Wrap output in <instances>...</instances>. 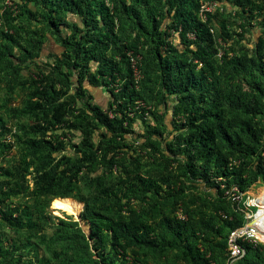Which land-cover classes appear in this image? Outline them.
<instances>
[{
    "label": "trees",
    "instance_id": "trees-1",
    "mask_svg": "<svg viewBox=\"0 0 264 264\" xmlns=\"http://www.w3.org/2000/svg\"><path fill=\"white\" fill-rule=\"evenodd\" d=\"M105 1L33 0L35 11L24 9L32 19L46 22L53 34L60 35L59 26L70 28L71 32L69 37L60 40L64 47L60 55L51 52L52 45L46 39V55L54 66L34 62L38 54L33 57L28 53L23 55V62L30 63L28 70L37 79L33 84L35 99L26 101L22 111L31 117L35 127L32 130L21 124L16 127L21 132L16 137L20 144L19 158L9 167H0V223L14 232L24 230L36 235L43 228V213H37V222L32 219L28 207L5 208L7 202L23 195L40 200L46 207L49 202L52 206L57 198H71L76 201L78 215L84 203L81 219L89 223L90 237L98 239L101 249L107 245L112 248L111 261L117 254L124 260L130 253L132 264H145L149 256L164 257L170 248H174L173 256L179 264H225L228 233L244 222L235 203L231 209L219 205L214 214L209 215H203L199 208L184 205L185 219L178 218L176 213L163 215L159 226L154 227L144 223L131 208L127 210V220L105 217L94 206L87 209L86 199L74 193V182L81 170L93 173L99 162L109 170L119 164L117 155L121 152V141L125 139L123 123L131 124L133 119L127 113L132 112L136 117L135 103L146 100L149 93L148 55H144L141 62L142 78L138 83L127 56V51H139V34H135L131 42L123 43L115 30H122L124 20H131L130 25L141 32L148 25L156 28L159 24L155 18L165 14L178 35L179 44L184 47L178 51L160 42V46L166 45L168 49L162 50L159 45L152 49V57L163 67L162 89L177 99L172 113L181 117L173 123L178 133L172 137L174 142L168 144L169 148L175 146L183 156V167L192 174L198 173L201 180L221 197L227 198L225 189L235 187L238 192H244L257 180L264 183V30L252 54L228 56L222 53L217 57L219 41L225 43L229 35L223 24L212 32L214 15L206 13L204 20L198 17L200 0H110L111 6ZM245 2L251 6L250 13L260 10L250 0ZM240 4L243 6L244 3ZM3 14L8 20V11ZM115 21L119 23L117 28ZM240 27L244 28L243 25ZM13 30L16 31L14 27ZM3 33L0 31L2 37L13 40V33ZM189 34L193 39H189ZM34 42L37 47L33 44L31 47L43 49L44 39ZM17 61L21 60L17 58ZM91 61L96 65L93 72H89ZM79 64L76 86L81 88L86 81L93 87H105L111 96L108 108L113 110L116 106L111 117L98 105L84 99L87 113H81L73 121L64 120L73 111V98L61 99V88L56 89L50 74L61 73L60 67L65 66L73 76L72 71L77 70ZM88 119L104 130L96 143L90 141L94 128H90ZM64 124L69 130L84 125L83 143L78 147L72 145L75 159L61 155L65 150L63 142L52 135L53 130L63 129ZM6 130L1 123L0 137ZM5 146L0 143V152L7 149ZM95 181L104 195L117 196L112 185L105 187L100 177H95ZM161 183L169 184L165 179ZM142 185V189L131 185L127 193L144 197L145 192L154 190L157 193L160 188L151 180ZM122 194L126 198L125 192ZM200 237L205 242L202 250L196 247ZM241 245L245 253L234 264H264L259 252L264 245L245 242ZM224 249V262H213ZM6 254L7 249L0 246V256L6 258ZM53 254L59 259L58 252L53 251ZM12 259L13 255L9 254L7 264ZM125 260L123 264H126Z\"/></svg>",
    "mask_w": 264,
    "mask_h": 264
},
{
    "label": "rangeland",
    "instance_id": "rangeland-1",
    "mask_svg": "<svg viewBox=\"0 0 264 264\" xmlns=\"http://www.w3.org/2000/svg\"><path fill=\"white\" fill-rule=\"evenodd\" d=\"M0 0V31L13 35V40L5 39L0 35V124L3 123L7 130L0 137V143L7 146L0 152V167H9L12 162L19 158L18 150L20 144L17 143V136L20 131L17 130L19 124L24 125L28 130L35 127V123L31 117L24 115L22 109L29 99L34 100V81L37 79L34 74L29 72L30 63L23 62V55L28 53L30 56L38 54L36 58L31 59L34 62H42L54 64L47 53V40L51 43V52L60 55L64 49L60 40L66 39L70 35V28L59 26L58 34H53L46 22L40 19L31 18L25 11H35L33 0ZM260 10L250 13V5L245 0H200L198 17L205 19L206 13L214 15L212 19V32L220 29L223 24L229 37L226 42L219 41L217 47V57L222 53L228 56L240 55L242 53L252 54L258 37L263 36L264 30L262 20L264 19V0H250ZM111 6L110 0L105 1ZM240 3H244L241 6ZM8 11L7 20L3 12ZM144 16V14H142ZM165 14L155 18L158 26L153 28L151 25L145 27L143 32L134 29L130 25L131 20H124L121 23L122 30H115V34L123 43H129L133 40L135 34H139L138 52L132 53L127 51L130 68L134 65L136 77L133 72L136 83L142 78L140 70L141 62L144 55H148L149 59V92L146 100H137L134 110L137 111L136 117L132 112L127 115L132 119L131 124L123 123L125 127V139L121 152L117 155L119 164H116L111 170L101 162L95 167L93 173L81 170L74 182V193L86 199L87 209L95 207L103 216L128 219V208H131L142 217V221L154 227L159 226L163 215L172 216L174 213L180 219H185L182 213L184 205L190 208L201 209L203 215L214 214L216 207L225 205L226 209H231L234 203L225 193L229 191L225 189L224 195L227 198L216 195L214 189L206 185L200 178L198 173L192 174L183 167V156L176 150L175 146L169 148L168 144L174 142L171 140L178 133L174 130L173 123L181 117L172 113L176 106V96L165 94L162 89V68L157 60L152 57V49L159 45L162 50H167V46H160V42L170 45L171 48L178 51L183 50V46L179 44L178 35L169 25V19ZM154 19V21H155ZM155 21V22H156ZM119 23L115 21V28ZM240 25H243L242 29ZM13 27L16 31L13 30ZM58 32V33H59ZM3 33V34H4ZM61 37V39H60ZM189 39H193L192 35H188ZM45 40L43 49L37 47L34 41ZM160 40V41H159ZM44 43V42H42ZM33 44L34 47H31ZM17 58L21 61H17ZM29 60V62H31ZM81 64L77 66V70H66L65 66L60 67L61 73L54 71L50 74L56 89H60L61 99L68 98L71 102V113L65 116L64 120L73 121L74 117L81 113H87L86 100L92 105H98L101 110L108 113L110 117L113 110L108 108V102L111 96L105 87H93L86 81H83L81 88L75 83V77L79 74ZM96 69L95 62L89 64V72ZM133 70V69H132ZM118 79L115 81L117 84ZM139 85L136 84V87ZM65 93V95H62ZM33 97V98H32ZM85 99V101H84ZM79 109V110H76ZM70 110V109H69ZM68 110V112H70ZM71 115V116H70ZM86 121V120H85ZM88 123L93 129V138L90 141L96 143L101 139L100 133L104 130L95 122L88 119ZM84 125L77 129L69 130L62 125L60 129L52 131L54 137L63 142L65 150L61 155L70 156L72 159L77 158L71 151L72 145L80 146L83 143ZM121 143V144H122ZM1 149V148H0ZM172 149V150H170ZM60 154H58L59 156ZM236 163V161H234ZM95 177H100L105 187L110 185L118 192L116 197L104 195L102 189L96 185ZM162 179L167 180L168 186L161 183ZM148 180L160 185L157 193L154 190L145 192L141 197L128 192L131 185H136L142 189V184ZM264 185L257 180L250 184L246 194H258ZM223 186H221L222 188ZM121 190V191H120ZM132 191V190H131ZM125 192V197L122 193ZM127 193V194H126ZM119 198L117 200L116 198ZM231 202H230V201ZM75 201V200H74ZM76 202V201H75ZM236 208L239 205L235 204ZM28 207V211L33 215V220L38 222L35 217L37 213H43L42 229H39L36 235L24 230H9L0 223V246L7 249L6 258L0 256V264H7L6 260L9 254L13 255L10 264H132V255H128L123 260L122 256L117 254L116 258L111 259L113 250L109 245L105 249H101L99 241L96 237H90V225L87 221L81 219V215L85 211V205L82 202V209L75 217L74 214L67 212L51 202L48 206L43 207L40 200L23 195L12 197L5 208ZM120 209V210H119ZM64 211V212H58ZM79 211V210H78ZM20 213H23L20 211ZM219 213V212H218ZM27 217H23L25 220ZM206 218V216H205ZM36 233V232H35ZM221 239L218 238V242ZM203 238L196 242V247L203 249ZM53 251L60 254L59 259H55ZM174 248H170L164 257L151 255L147 258L145 264H179L173 256ZM218 251V249H217ZM264 260V249L259 251ZM110 253V254H107ZM225 249L215 259L216 263H223ZM180 264H184L181 262Z\"/></svg>",
    "mask_w": 264,
    "mask_h": 264
},
{
    "label": "built area",
    "instance_id": "built-area-1",
    "mask_svg": "<svg viewBox=\"0 0 264 264\" xmlns=\"http://www.w3.org/2000/svg\"><path fill=\"white\" fill-rule=\"evenodd\" d=\"M135 73V67L131 64ZM136 80V78H135ZM231 200L239 205L237 208L243 215L244 222L232 229L227 236V258L225 264H234L245 253L241 243L264 245V185L258 194L238 192L233 187L225 193Z\"/></svg>",
    "mask_w": 264,
    "mask_h": 264
},
{
    "label": "bare ground",
    "instance_id": "bare-ground-1",
    "mask_svg": "<svg viewBox=\"0 0 264 264\" xmlns=\"http://www.w3.org/2000/svg\"><path fill=\"white\" fill-rule=\"evenodd\" d=\"M54 204L67 212L74 214L77 217L78 208L76 202L71 198H57L54 200Z\"/></svg>",
    "mask_w": 264,
    "mask_h": 264
}]
</instances>
